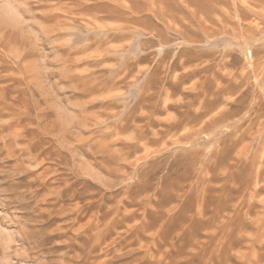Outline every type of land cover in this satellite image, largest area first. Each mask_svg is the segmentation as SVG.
Wrapping results in <instances>:
<instances>
[{
  "label": "rangeland",
  "instance_id": "1",
  "mask_svg": "<svg viewBox=\"0 0 264 264\" xmlns=\"http://www.w3.org/2000/svg\"><path fill=\"white\" fill-rule=\"evenodd\" d=\"M0 264H264V0H0Z\"/></svg>",
  "mask_w": 264,
  "mask_h": 264
}]
</instances>
